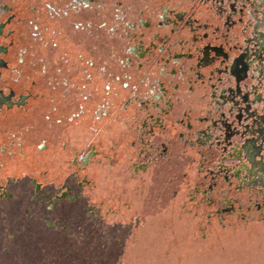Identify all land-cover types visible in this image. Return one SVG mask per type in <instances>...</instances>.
Returning <instances> with one entry per match:
<instances>
[{
	"label": "rangeland",
	"instance_id": "374dc122",
	"mask_svg": "<svg viewBox=\"0 0 264 264\" xmlns=\"http://www.w3.org/2000/svg\"><path fill=\"white\" fill-rule=\"evenodd\" d=\"M196 1L199 0H95L94 11L102 21L110 20L117 26V8L129 10L132 4L138 17L145 16L146 25L151 22L147 36H153L158 30L154 17L162 5L182 9L189 5L187 9L191 10ZM220 1L228 10L232 0ZM13 2L0 0V22L13 13L3 5ZM109 26L100 24L98 49H114L116 54H110V61L115 63L109 66L110 62L101 57L99 66H105V70L99 73L111 80L110 92L116 104L111 105L110 117L99 120L103 129L111 125L109 128L115 130V141L109 151H100V160L93 159L85 168L74 163L73 154L72 170L57 181L51 180L48 172L34 174L27 186L21 217L12 216L14 204L0 205V236L4 238L0 243V264H264V209L253 206L242 213L219 214L216 206L210 207L204 199L208 186L200 174L202 154L192 152L194 146L182 140L177 127L182 118L192 121L193 113H201L202 99L193 89H180L174 120L168 121L169 130L158 138L166 146L144 159V152L139 150L144 148V135L136 116L137 113L142 119V112L136 97L131 104L124 101L144 91V59L137 58L134 46L142 37L132 36V66L125 69L122 59L129 52L128 42L117 33L118 26L113 33ZM252 33L245 22L234 29L238 37ZM143 53L144 50L140 55ZM142 160L146 168L139 166ZM92 164L107 168L99 169V176L90 169ZM2 173L5 177L15 175L6 174L4 169ZM21 182L22 178L11 186L13 197L0 203L12 202ZM247 195L243 193V197ZM260 199L264 208V198ZM64 202L78 204L80 212L76 207L73 211L61 209Z\"/></svg>",
	"mask_w": 264,
	"mask_h": 264
},
{
	"label": "flooded vegetation",
	"instance_id": "af4514ba",
	"mask_svg": "<svg viewBox=\"0 0 264 264\" xmlns=\"http://www.w3.org/2000/svg\"><path fill=\"white\" fill-rule=\"evenodd\" d=\"M41 1L43 0H32L29 5V12L37 16L33 19H24V10L19 9L16 1L12 5H3L13 13L0 22V120L4 110L16 108L27 112L31 99L43 97L33 91L18 94L7 83L8 73L17 75L13 80L15 84L21 83L26 76L22 66L25 65L28 48L17 49L20 27L30 24V28H34V36L41 38L43 31L38 24V17L44 14L52 18L66 17L72 12L90 9L99 28H95L92 22H80L74 24V29L93 32V48L98 49L100 24H110L111 33L118 26L117 33L125 36L129 45V52L126 53L128 57L122 59L123 68L132 66V36L142 37L134 46L137 58L144 59V91L140 96H136L135 92L124 101L129 100L131 104L132 98L136 97V103L142 112V119L137 113L136 116L140 121L139 129L144 135V148H139L144 152V159L153 157L154 151L165 145L158 138L163 131L169 130L168 121L173 119L175 100L181 98L180 89L190 87L202 99L201 113H193L192 121L182 118L177 127L180 128L182 140L194 146L192 152L202 154L200 174H203L205 180H201L210 188H205L204 199L207 204L210 207L216 206L219 214L242 213L253 206L259 210L264 209L259 201L260 197L264 198V0H232L228 3V10L220 5V0L196 1L191 10L187 9L189 5L182 9L180 6L169 7L166 3L157 10L154 17L158 30L153 36H147L151 22L146 25L145 16L138 17L132 4L129 5V10L117 8L120 22H116L117 26H114L115 23L110 20L102 21L100 14L94 11L95 0H70L68 4L65 0H50L43 5ZM244 22L250 24L253 33L238 37L239 35L234 34V29ZM131 26H136L135 30ZM163 29L169 32L161 33ZM58 34L57 30L51 32L54 39L48 41V46L58 45L55 40ZM138 46L144 50L142 55V50L137 49ZM111 53L116 54L114 49ZM62 58L65 63L69 62L66 55ZM78 60L83 61L89 69L95 70L99 67L95 60H85L82 55L78 56ZM112 63H115L113 59L109 66ZM47 68L42 71V78L51 90L55 91L60 85H69L67 79H61L56 74L51 75ZM100 69L105 70V66ZM110 69L112 68L109 67ZM64 72L70 75L72 69ZM91 76V73L87 74L86 80H90ZM30 85L35 87L36 80H31ZM86 87L83 84L82 88ZM110 90L111 80L105 85V103L95 111L98 119L110 117L111 105L116 104ZM83 99L88 97L84 96ZM82 113L83 108L69 120L74 121ZM62 121L61 119L58 122ZM27 130L8 131L0 135V201L12 198L13 195L9 197L5 193L11 195V186L17 181L20 182V178L15 175L5 177L2 169L6 166L7 158L27 156L24 148ZM46 148L47 143L41 144L38 150L43 151ZM62 148L68 149V143H62ZM70 150L74 154V163L77 162L83 168L93 159L100 158V151L95 146L83 153L71 147ZM146 165L145 160L139 161L141 168H146ZM241 169L243 170L240 171ZM32 181L35 183L36 179ZM243 193H249V197H243Z\"/></svg>",
	"mask_w": 264,
	"mask_h": 264
},
{
	"label": "crops",
	"instance_id": "0c3cea01",
	"mask_svg": "<svg viewBox=\"0 0 264 264\" xmlns=\"http://www.w3.org/2000/svg\"><path fill=\"white\" fill-rule=\"evenodd\" d=\"M14 1L18 2L20 10H25L22 13L24 19L37 17L28 10L32 0ZM47 1L50 0H43L40 3L43 5ZM65 3H70V0H65ZM80 22L84 24L92 22L95 28L99 26L95 24L98 21L95 20L92 10L84 9L78 13L72 12L66 17L52 18L45 14L38 17V24L43 31L41 38L34 36L33 30L29 26L24 25L19 29L20 42L17 49L28 48L25 65L22 66L26 76L21 83L15 84L13 80L17 75L8 73L7 83L18 94L33 91L43 95V97L31 99L27 112L16 108L4 110L0 120V135L8 131L28 129L25 132L24 142L27 156L7 158L4 168L6 174H15L22 178V182L18 185L19 194L16 198L12 202L0 203V205H7L6 207L14 204L16 207L12 213L14 217H21L24 212L23 206L27 199V186L34 174L46 171L51 180L57 181L63 173L72 170L73 151L70 150V147L80 153L85 152L91 146L106 152L110 150L111 144L115 141V130L109 128L111 125L103 129L100 120L95 115V111L105 103V85L110 81L104 74L99 73L98 68L101 65V57L111 62V51L104 49L99 52V49H94L93 32H80L74 29V24ZM53 30H57L59 33L55 37L58 43L56 47L48 46V41L54 39L51 35ZM64 55L68 57V63L63 61ZM79 55H82L85 60H95L99 67L95 70L89 69L83 61L78 60ZM44 68H47L51 75L56 74L61 79H67L69 85H60L55 91L51 90L42 78ZM68 69H72L70 75L64 72ZM89 73L92 76L87 81L85 77ZM31 80H36L37 85L35 87L30 85ZM83 84L87 85L86 89L82 88ZM84 96H87L88 99L84 100ZM82 108L84 113L79 118L74 119V121L69 120L75 117ZM61 119L63 121L58 122ZM64 142L69 145L66 150L62 148ZM46 143L48 148L39 151L38 147ZM106 168V166L95 164L90 166L93 173L96 172L99 176L98 170ZM74 207H76L77 213L80 212L78 204L66 202L62 203L61 209L64 208L68 211ZM2 237L3 234L0 236V243L3 242L4 238Z\"/></svg>",
	"mask_w": 264,
	"mask_h": 264
},
{
	"label": "built area",
	"instance_id": "2783aa9c",
	"mask_svg": "<svg viewBox=\"0 0 264 264\" xmlns=\"http://www.w3.org/2000/svg\"><path fill=\"white\" fill-rule=\"evenodd\" d=\"M1 196H2V194H1V192H0V198H1ZM5 196L12 197V195H8V194H6V193H5Z\"/></svg>",
	"mask_w": 264,
	"mask_h": 264
}]
</instances>
